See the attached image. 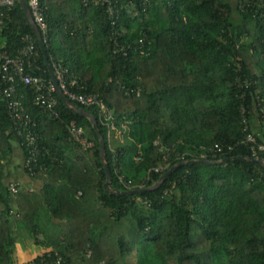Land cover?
Masks as SVG:
<instances>
[{
    "label": "trees",
    "instance_id": "trees-1",
    "mask_svg": "<svg viewBox=\"0 0 264 264\" xmlns=\"http://www.w3.org/2000/svg\"><path fill=\"white\" fill-rule=\"evenodd\" d=\"M259 1L246 0L240 9L237 0H112L109 16L80 0H41L49 64L63 67L71 91L101 99L121 131L122 140L110 146L97 109L72 102L97 121L110 188L154 185L161 174L151 170L162 163V147L195 163L177 168L154 190L108 194L89 121L65 109L56 94L58 118H50L34 104L32 90L19 85L16 93L38 137L31 174L29 148L8 116L0 76V264H16L18 227L45 249L21 264H264V167L201 162L264 158L240 143L246 133L259 140L264 132ZM0 18V50L14 57L30 36L40 70L29 72L49 81L18 3L0 8ZM238 76L250 85L238 87ZM70 122L90 148L68 140ZM216 144L223 153L199 159ZM178 163L171 161L168 170Z\"/></svg>",
    "mask_w": 264,
    "mask_h": 264
},
{
    "label": "built area",
    "instance_id": "built-area-1",
    "mask_svg": "<svg viewBox=\"0 0 264 264\" xmlns=\"http://www.w3.org/2000/svg\"><path fill=\"white\" fill-rule=\"evenodd\" d=\"M15 1L16 0H0V8L12 7ZM142 1L146 2L147 0ZM26 2L30 9L34 24L38 28L41 36H45L47 33V24L44 18V9L41 6V0H26ZM80 2L84 5L90 4L93 6L104 7L105 12L109 16H112L114 9L112 0H80ZM237 2L240 9H242L245 4H247L246 0H237ZM259 4L264 7V0H260ZM260 15H262V13H260ZM1 24L2 19L0 18V25ZM22 41L23 46L18 50L17 54L14 57H11L6 52L0 50V76L4 85L2 89V95L6 102V110L8 116L16 125V131L18 135L23 136L24 143L26 147L29 148V157L26 160V167H28V170L31 172V174H34L33 169H31L29 165L33 163V165L35 164L34 166H36V159L39 152L37 147L38 137L31 131L34 123L25 113L19 100L20 97H18L16 93V89L19 85L29 87L34 95V104L38 106L50 118L55 119L58 118V113L55 110L57 100L54 97V94H56V88L51 80H45L44 78L37 75H32L29 72V70H40V67L36 64L37 52L30 36L25 35L22 38ZM43 41L45 42L44 38ZM51 67L54 71L55 78L58 81L60 90L70 102H74L83 107H95L97 109L98 121L106 129L107 143L111 146L112 139L116 138V136H119L120 133V130H118L115 126L111 110L96 95L75 93L71 91L66 85L65 70L63 69V67L57 63H54ZM235 72L240 73L239 66H236ZM69 84L70 86L76 85V81L72 80ZM237 84L238 87L250 85V83L247 81L242 82L239 76L237 77ZM133 93L135 95H138L139 90L125 91L126 95H132ZM255 100L256 101L254 105L256 109L262 114L263 109L260 105L262 103V100L258 97H255ZM246 129L247 127L244 128V131H246ZM67 134L69 141L80 144L84 149L91 147V144L87 143L82 138V131L80 128L76 127V124L74 122H70L67 125ZM240 143L248 146L254 157L257 154H262L264 153V132L259 140L252 134L246 133ZM154 145L158 146V142H154ZM159 151L162 153V163L152 168L151 170L156 174L163 175L168 170L171 161H186L185 153H176L173 152L170 148L165 147L159 148ZM219 153H223V149L220 145L216 144L212 148L208 149L206 153L201 154L199 156V159L206 160L208 155H210L212 158H216ZM39 170L41 171L40 166ZM119 182L125 188H129V184L123 181L121 176L119 177ZM9 189L12 193H15L18 190V184H10ZM78 194L80 195V193ZM99 264L106 263L100 262Z\"/></svg>",
    "mask_w": 264,
    "mask_h": 264
},
{
    "label": "water",
    "instance_id": "water-1",
    "mask_svg": "<svg viewBox=\"0 0 264 264\" xmlns=\"http://www.w3.org/2000/svg\"><path fill=\"white\" fill-rule=\"evenodd\" d=\"M16 2L18 3V5L21 7V9L24 12L26 20L30 26L33 38H34L35 42L37 43V45H38V47H39V49L43 55L44 63H45L46 68L48 70L50 80L56 88V95L59 98V100L61 101L63 107L65 109L69 110L70 112H72L74 115H77L79 117H83V118L87 119L89 121L90 125L92 126V129L95 131V133L97 135L98 145H99V155H100L101 163L103 165V169H104V173H105V182L103 185V189L106 193L112 194V195H117V196H123V195H129V194H139V193H143L145 191L154 190V189L158 188L160 185H162L177 168L182 167V166L192 165L193 163H195L194 160L179 162L177 165H175L174 167H171L167 172H165L163 175H161L159 180L149 188L130 190L127 192H119V191L112 190L110 188V181H111L110 171H109L108 165L106 163V158L104 155L105 142H104V139H103L102 135L100 134V132L97 128V121L94 119V117L92 115H90L89 113H87L83 109L78 108L76 105H74L72 102H70L63 95L62 91L60 90V88L58 86V81L55 78L54 71H53L51 65L49 64V58H48V55L46 52V48H45L43 38H42L38 28L36 27V25L33 22V19L31 17V13H30V9L26 3V0H16ZM228 161H252V162L259 163L261 166L264 167V158L253 159V158H244V157H234V158H224V159L216 161V162H210V161H201V162H203L205 164L220 165V164H224Z\"/></svg>",
    "mask_w": 264,
    "mask_h": 264
},
{
    "label": "rangeland",
    "instance_id": "rangeland-1",
    "mask_svg": "<svg viewBox=\"0 0 264 264\" xmlns=\"http://www.w3.org/2000/svg\"><path fill=\"white\" fill-rule=\"evenodd\" d=\"M119 136H116V138L112 139V142H111V146L115 145V141H121V138H122V134H121V131H119ZM115 136V135H114ZM19 163V162H18ZM16 244L14 245V249H13V255H14V258H18V260H22V259H26V258H30V256H32L34 254V250H41L40 246H36L33 242V239L30 235V233L23 227H18L17 228V235H16ZM18 246L22 247L23 250H27L29 249V251L25 254V255H21V254H18V251L17 249H20ZM15 258V260H16Z\"/></svg>",
    "mask_w": 264,
    "mask_h": 264
},
{
    "label": "crops",
    "instance_id": "crops-1",
    "mask_svg": "<svg viewBox=\"0 0 264 264\" xmlns=\"http://www.w3.org/2000/svg\"><path fill=\"white\" fill-rule=\"evenodd\" d=\"M18 247L20 248V249H17L18 254L25 255L29 251V249L23 250L22 247H20V246H18ZM40 249H41L40 251L39 250H34L35 252H34V254L32 256H30V258H26V259L24 258L22 260H18V258L15 257L16 258V264H21V263L28 262L31 259L35 258L37 255H40L45 250L42 247Z\"/></svg>",
    "mask_w": 264,
    "mask_h": 264
},
{
    "label": "bare ground",
    "instance_id": "bare-ground-1",
    "mask_svg": "<svg viewBox=\"0 0 264 264\" xmlns=\"http://www.w3.org/2000/svg\"><path fill=\"white\" fill-rule=\"evenodd\" d=\"M27 3V2H26Z\"/></svg>",
    "mask_w": 264,
    "mask_h": 264
}]
</instances>
